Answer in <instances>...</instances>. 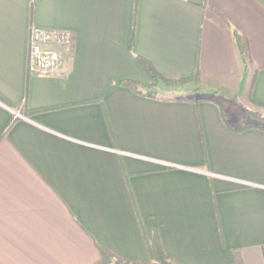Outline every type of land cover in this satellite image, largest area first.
Returning <instances> with one entry per match:
<instances>
[{"label": "crops", "instance_id": "1", "mask_svg": "<svg viewBox=\"0 0 264 264\" xmlns=\"http://www.w3.org/2000/svg\"><path fill=\"white\" fill-rule=\"evenodd\" d=\"M32 1L0 0V264L144 261L155 233L181 264H264V130L216 102L264 103V0ZM33 26L73 34L54 75L29 72ZM137 55L201 78L145 95L120 83L151 81Z\"/></svg>", "mask_w": 264, "mask_h": 264}, {"label": "trees", "instance_id": "2", "mask_svg": "<svg viewBox=\"0 0 264 264\" xmlns=\"http://www.w3.org/2000/svg\"><path fill=\"white\" fill-rule=\"evenodd\" d=\"M34 7H35V0L32 1V13H34ZM205 10L207 14L213 16L221 23H225L229 25L228 22L222 17V15L219 12L208 7H205ZM235 36L243 63L246 66H251L252 59H251L250 45L248 39L237 31H235ZM137 60L147 71V73L151 78V81L149 83H143L133 79H122L120 83L121 85L128 86L148 96H157V93L156 91L153 90V88H155L159 84L171 86L180 83H188L192 80H200L201 78V75L198 72L196 75L192 77L169 79L165 77L163 74H161L159 70L155 67L153 62L147 59L146 57L142 55H137ZM252 85H253V79L252 81H250L249 88L247 90L249 94L252 89ZM140 88L145 89V91L143 90L141 91ZM0 99L7 102V100L2 95H0ZM230 101L236 103L238 106L245 109L247 114L245 118L238 121H234L229 115V109L225 107L219 100H216L221 110L223 120L229 126V128L235 131H241L247 128H259L264 130V103L257 102L253 100L250 96L248 102L251 105L255 106V108H250L248 106H245V104L242 101H240L237 96L232 97ZM99 248L102 254L101 263L115 262L117 264H181L175 258L171 257L165 252L162 243L159 239L158 233H155L153 239L148 244V249L150 253V258L148 260L142 261L137 259H127L115 255L104 246L99 245ZM235 264H241L238 258Z\"/></svg>", "mask_w": 264, "mask_h": 264}, {"label": "built area", "instance_id": "3", "mask_svg": "<svg viewBox=\"0 0 264 264\" xmlns=\"http://www.w3.org/2000/svg\"><path fill=\"white\" fill-rule=\"evenodd\" d=\"M72 45L73 34L69 30L33 26L30 31L29 72L34 75L58 73L66 65L67 52L71 51ZM14 114L22 116L19 109L14 110Z\"/></svg>", "mask_w": 264, "mask_h": 264}, {"label": "rangeland", "instance_id": "4", "mask_svg": "<svg viewBox=\"0 0 264 264\" xmlns=\"http://www.w3.org/2000/svg\"><path fill=\"white\" fill-rule=\"evenodd\" d=\"M181 84H187V83H180L176 85H181ZM158 86V85H157ZM153 88L154 91L158 94H166V95H173L175 94L174 92L171 91H162L159 87ZM217 98L220 100V102L229 109V115L234 121L241 120L246 117V110L243 109L242 107L238 106L236 103H233L230 101L227 97L224 95H218ZM245 106H248L250 108H255V106L251 105L249 102H243Z\"/></svg>", "mask_w": 264, "mask_h": 264}]
</instances>
